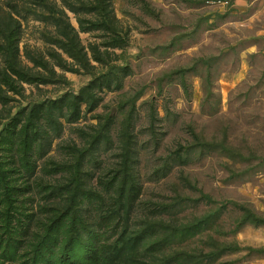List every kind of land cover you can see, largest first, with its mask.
<instances>
[{"label": "rangeland", "instance_id": "obj_1", "mask_svg": "<svg viewBox=\"0 0 264 264\" xmlns=\"http://www.w3.org/2000/svg\"><path fill=\"white\" fill-rule=\"evenodd\" d=\"M0 264H264V0H0Z\"/></svg>", "mask_w": 264, "mask_h": 264}, {"label": "trees", "instance_id": "obj_2", "mask_svg": "<svg viewBox=\"0 0 264 264\" xmlns=\"http://www.w3.org/2000/svg\"><path fill=\"white\" fill-rule=\"evenodd\" d=\"M101 1V0H99ZM208 198V197H207ZM119 219L118 214H112L110 215L107 219H105L104 224H113ZM20 234L22 237H27L29 236V228L28 227H20L19 228Z\"/></svg>", "mask_w": 264, "mask_h": 264}]
</instances>
